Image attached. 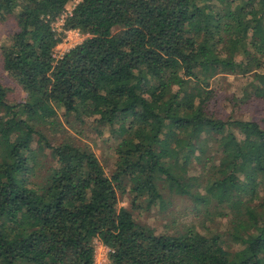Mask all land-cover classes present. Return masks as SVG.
<instances>
[{"label": "trees", "instance_id": "trees-1", "mask_svg": "<svg viewBox=\"0 0 264 264\" xmlns=\"http://www.w3.org/2000/svg\"><path fill=\"white\" fill-rule=\"evenodd\" d=\"M69 1L0 0L3 67L25 92L0 82V264H93L95 239L115 264H264V126L208 108L222 73L264 98V0H80L63 29L85 37L56 59ZM62 117L109 128L111 176ZM127 186L147 209L190 197L206 222L158 232L120 205Z\"/></svg>", "mask_w": 264, "mask_h": 264}, {"label": "rangeland", "instance_id": "rangeland-1", "mask_svg": "<svg viewBox=\"0 0 264 264\" xmlns=\"http://www.w3.org/2000/svg\"><path fill=\"white\" fill-rule=\"evenodd\" d=\"M77 3L78 0L69 1L64 13L72 11ZM62 23V15L53 23L54 27L60 34L61 32H64L62 42H60L54 50L55 52H58L57 54L59 56L81 43L85 37L81 32L79 35L75 33H67V30L64 31ZM13 26V23L10 21L0 20V51L2 44L6 40ZM253 80L252 74L242 75L240 73H222L213 77L210 80L209 86V89L212 91V98L208 100L209 110H213V112L217 113V116L224 119L252 118L259 121L264 126V98L260 99L256 96L254 92L255 88L252 85L253 82L255 84H259L260 81ZM0 82L7 90V97L10 101L16 102L24 96L25 92L4 69L1 55ZM61 120L64 128L68 129L69 136L74 137L78 144H86L90 146L100 159L101 163L104 165L107 174L111 176L116 167L115 162L117 156L115 154V147L118 143V139L110 135L109 128L97 126L90 120L82 122L71 118L73 125L75 126V128H73L67 119L62 117ZM100 131H103L102 134H100ZM49 134L52 137V131L49 132ZM56 138L58 141H62L65 138V134L62 131H59L56 134ZM211 145L212 144L207 145L206 150L214 149L210 147ZM210 154H212V152L207 150L204 156L207 158ZM193 164L194 165L191 167L190 174H203L201 173V164ZM143 200L145 199L143 198ZM143 200H138L135 205L133 204L130 186H127L124 193L121 191L119 193L120 205L126 206L132 210L137 221L154 227L158 232H182L191 222H195L197 224L203 223L204 221L206 222L204 210L202 212L197 211V208L190 197L168 192L165 194V200L163 201L162 206V203H158L150 209H147L146 203ZM138 204H141L140 207H137ZM210 226L216 230L224 232L228 228V218L220 216L216 219L215 223L212 225L210 224ZM223 237L224 246L226 248L233 249L236 247L231 238H229L228 234H225ZM94 245L96 248L99 244L95 243Z\"/></svg>", "mask_w": 264, "mask_h": 264}, {"label": "built area", "instance_id": "built-area-1", "mask_svg": "<svg viewBox=\"0 0 264 264\" xmlns=\"http://www.w3.org/2000/svg\"><path fill=\"white\" fill-rule=\"evenodd\" d=\"M80 0H78L79 2ZM74 9V8H73ZM73 11V10H72ZM72 11H69L67 13L62 14V24L65 22V18L72 13ZM67 33L69 34H80V31L78 29H69L67 30ZM58 52L54 51V57L56 59L63 56L61 54L60 56L57 54ZM98 243L99 245L95 248V256H94V262L93 264H115L111 259V252H113V249L107 245H105L100 239H95L94 244Z\"/></svg>", "mask_w": 264, "mask_h": 264}]
</instances>
